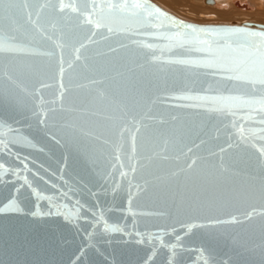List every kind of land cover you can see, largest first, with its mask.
I'll list each match as a JSON object with an SVG mask.
<instances>
[{
  "label": "water",
  "instance_id": "1",
  "mask_svg": "<svg viewBox=\"0 0 264 264\" xmlns=\"http://www.w3.org/2000/svg\"><path fill=\"white\" fill-rule=\"evenodd\" d=\"M12 2L19 23L9 19V0L0 6V39L17 37L9 40L13 50L0 51V112L9 94L30 99L21 89L35 91L43 81L51 85L44 100H57L45 107L63 109L61 125L110 141L109 152L123 145V152L109 166L104 145L80 143L59 128L52 129L53 136L33 112L19 123L0 122V164L5 168L0 172V206L19 188L23 209L0 214V264H73L88 242L85 231L95 247L77 264H143L152 249L158 253L155 264H166L171 253L161 240L173 244L177 235L183 244L178 249L181 264H264V156L259 153L264 123L253 122L255 113L238 103L225 107L210 99L241 96L248 86L220 81L224 74L207 63L206 48L197 51L195 45L155 39L145 25L117 22L112 32L96 29L82 14L86 0H63V10L61 0ZM141 2L196 27L264 31V25L249 22L196 23L151 0ZM25 4L33 19L39 12L38 33L26 23ZM81 44L82 58L70 68ZM59 45H64L62 78ZM178 59L195 63H174ZM61 83L67 90L63 104ZM225 87L230 91L224 92ZM257 89L264 95V89ZM119 127L128 129L123 139L115 134ZM129 165H135V173ZM137 184L144 190L138 191ZM101 186L108 192L97 200L91 193ZM38 194L55 195L53 203L59 207ZM77 201L88 206L82 211L87 220L66 222L63 215H44H71ZM92 207L102 209L108 225L120 231L104 233L103 223L94 228Z\"/></svg>",
  "mask_w": 264,
  "mask_h": 264
},
{
  "label": "snow or ice",
  "instance_id": "2",
  "mask_svg": "<svg viewBox=\"0 0 264 264\" xmlns=\"http://www.w3.org/2000/svg\"><path fill=\"white\" fill-rule=\"evenodd\" d=\"M87 8L84 14L87 17V22L92 25L94 24L96 29L102 27H107L109 32L114 31L113 24L117 22H129L137 25H145L152 29L155 33V39L168 40L172 45H195L197 46V51H202L206 48L207 51L204 55L208 57L207 63L210 66L215 67V71L223 73L218 79L220 81L227 82H237L248 86V91L241 96L235 95H219L211 97L210 99L225 106L231 107L234 104H240L245 108L251 109V112L255 113L253 115V122L264 123V116L261 112L264 111V95H261L260 91L257 89H264V31H256L248 28L247 26L241 27H196L190 24H185L181 21L176 20L174 17L163 12L159 8L151 5H146L141 2V0H86ZM0 6H4V0H0ZM61 0V10L66 7ZM24 10L27 12L26 23L31 26V29L35 32L41 30L39 12L36 14V19H33L32 10L27 4L24 5ZM73 11L79 12V9L73 7ZM6 12L8 13L9 19L14 20L19 23V19L16 16L15 5L12 0L6 6ZM96 17V19H93ZM174 28L175 31H171ZM166 29L168 31H166ZM2 31V29H0ZM95 35V33H93ZM213 37H215L213 39ZM17 37L15 35H10L8 40L0 39V51H11L13 46L9 43V40H15ZM61 48V62H60V73L61 78L65 71L64 69V59H63V48L64 45H59ZM85 48L84 44L80 47L75 48L74 62L69 64L72 68L75 66V62H78L82 58L81 50ZM86 59V58H85ZM177 64H191L195 61L187 59H178L174 61ZM40 84L39 89L32 92H24L26 97L30 99H19L17 96H12L9 94L8 103L4 112H0V122L11 121L13 124L20 122V117L27 119L26 113L33 112L36 114L37 119L40 124H43L47 132L52 133L53 128H59L64 132V135L69 138H79L80 143L85 141H91L93 143H101L105 146V152L110 156L109 166H114L115 161L122 159L121 153L123 152V145L118 148L113 149L111 152L108 151V145L111 143L102 137L92 136L82 130H78L75 127H70L67 124L61 125V121L64 120L62 115L63 109H57L56 107H45L47 103L55 105L57 100L54 98L51 101L44 100V90L51 87L49 84H45L43 81H38ZM61 92L59 93V102L63 104L64 94L67 91L64 88L63 83L60 84ZM210 91H215V89H208ZM224 92H229L230 89L225 87ZM3 99V93L0 92V100ZM208 99V98H205ZM39 101V103H37ZM259 105L258 107H254ZM39 107L42 112H37L36 109ZM133 119H135L133 117ZM12 130V129H10ZM128 132L126 127H119L115 134L123 139ZM136 133H139V128L136 129ZM55 136V133H52ZM136 136L133 135V152L136 151L135 148ZM30 142V141H29ZM60 140H57L59 143ZM203 143V141H201ZM91 146V145H89ZM194 147H199L195 145ZM221 148V152H223ZM188 152H192V148L188 149ZM260 156H264V148L259 150ZM133 157H130V159ZM259 160V156H258ZM87 161L85 160V163ZM195 163V161L193 162ZM122 166V165H120ZM132 172L135 173V165H129ZM191 167V165H189ZM5 171L4 165L0 164V172ZM121 177H127V172H121ZM134 178V177H133ZM29 188H32L30 182L26 180ZM129 191V204L131 203L132 193H131V182ZM138 191H143L140 185H135ZM108 192L107 187L101 186L100 190L97 192H92L91 195L99 200L101 195L106 196ZM60 195H66L65 193H60ZM113 195L115 196V189H113ZM46 198L49 200L51 207H59L57 204L53 203L56 200V196H43V194H38V199ZM7 202L0 206V214L4 213H19L23 209L21 207L20 201V189H16L11 198H6ZM87 205H81L77 201V206L75 212L71 215H65L59 211L53 213L49 211L44 215H63L66 222H74L80 219L87 220L86 216L82 215V211L87 208ZM92 216L94 219L95 228L96 225L103 223V231L107 233L109 231L118 232L120 229L117 226H109L107 221L104 220L103 211H97L96 207L91 209ZM41 214L39 212H34L32 215ZM252 213H248L246 218L250 219ZM234 222H239L234 218ZM137 235H142L137 233ZM85 236L88 238V242L85 243L79 250V255L76 256L73 264L84 257L90 248H94L95 244L91 241V233L85 231ZM160 239V237H156ZM142 243L143 240L138 241ZM161 246L167 247L170 250V255L167 258L166 264H181L180 252L178 249L183 248L181 237L176 236V243L165 245L161 240ZM158 255L155 249L150 250L143 257V264H155V257ZM207 264V261L205 262Z\"/></svg>",
  "mask_w": 264,
  "mask_h": 264
},
{
  "label": "bare ground",
  "instance_id": "3",
  "mask_svg": "<svg viewBox=\"0 0 264 264\" xmlns=\"http://www.w3.org/2000/svg\"><path fill=\"white\" fill-rule=\"evenodd\" d=\"M157 2H160L161 6L165 4L172 9L174 13L172 11L171 13L176 16L182 13L183 15L190 14L194 18H202L203 14L232 18L233 16L254 15L257 7L261 9L260 14H264V0H157Z\"/></svg>",
  "mask_w": 264,
  "mask_h": 264
},
{
  "label": "rangeland",
  "instance_id": "4",
  "mask_svg": "<svg viewBox=\"0 0 264 264\" xmlns=\"http://www.w3.org/2000/svg\"><path fill=\"white\" fill-rule=\"evenodd\" d=\"M151 1H153L154 3H158V5L159 6H161L160 4V2H157V0H151ZM156 1V2H155ZM162 2V1H161ZM160 3V4H159ZM163 6V7H162ZM161 7L162 8H166L167 6H165V4L164 5H162ZM259 7H257L256 8V11H255V14L254 15H242V16H233L232 18H228V17H226V18H224V17H219V16H215V15H206V14H203L202 15V18H194V16H192V15H190V14H182V13H179V14H181L180 16H178V17H180V18H183V19H185V20H189V21H192L193 19H195L194 21H192V22H196V23H203V24H205V23H220V24H233V23H235V24H241V23H246V22H249V23H257V24H262V25H264V14H260V12H261V9H258ZM169 7H167V9L166 10H168L169 12H171L172 11V9H170ZM173 12V11H172ZM174 13V12H173ZM256 13H257V15H256ZM259 13V14H258ZM178 15V14H177ZM183 15V16H182ZM261 15V16H260ZM187 17H189L188 19H186ZM193 18V19H192ZM224 18V19H223ZM197 19V20H196ZM199 20V21H198Z\"/></svg>",
  "mask_w": 264,
  "mask_h": 264
}]
</instances>
